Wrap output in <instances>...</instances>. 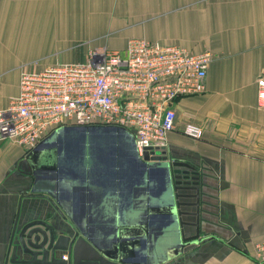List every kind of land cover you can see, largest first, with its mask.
<instances>
[{
    "label": "crops",
    "instance_id": "0c3cea01",
    "mask_svg": "<svg viewBox=\"0 0 264 264\" xmlns=\"http://www.w3.org/2000/svg\"><path fill=\"white\" fill-rule=\"evenodd\" d=\"M135 38L213 54L205 93L174 106L177 129L168 136L166 154L168 162L190 164L199 173L200 209L195 191L180 190L184 223L175 222L166 168L137 161L129 134L96 137V146L104 139L118 148L104 163L94 143L84 158L66 147L67 161L80 165L66 164L58 173L28 171L30 152L2 143L0 264H11L17 218L18 232L52 218L99 250L115 241L117 223L138 234L146 226L143 241L124 246L130 256L137 252L135 264H260L254 254L264 241V108L258 104L264 0H0V110L19 94L22 64L40 71L77 63L96 49L124 51ZM186 124L201 127L203 137L185 136ZM18 254L30 258L21 249Z\"/></svg>",
    "mask_w": 264,
    "mask_h": 264
},
{
    "label": "built area",
    "instance_id": "2783aa9c",
    "mask_svg": "<svg viewBox=\"0 0 264 264\" xmlns=\"http://www.w3.org/2000/svg\"><path fill=\"white\" fill-rule=\"evenodd\" d=\"M212 62L209 50L135 38L124 51L96 49L83 62L24 71L18 96L0 110V144L29 153L61 128L106 126L127 130L139 157L166 156L168 136L177 129L174 106L205 93ZM258 104L264 108V77L258 81ZM182 133L203 137L194 124ZM254 259L264 264V241L255 245Z\"/></svg>",
    "mask_w": 264,
    "mask_h": 264
},
{
    "label": "water",
    "instance_id": "95a60500",
    "mask_svg": "<svg viewBox=\"0 0 264 264\" xmlns=\"http://www.w3.org/2000/svg\"><path fill=\"white\" fill-rule=\"evenodd\" d=\"M104 132H117L118 134L122 132L126 135L129 134L128 136L133 141L137 161L148 166L155 164L164 165L167 171V191L172 197L171 214L179 226H182L184 223L181 220L182 212L179 210L180 206L183 205L179 198L184 197V195L178 193L180 190L195 191V197L194 195L189 197L197 199L195 206L198 210L200 209V175L196 169L187 163H170L167 161L168 158L166 156L150 157L148 152L144 154L143 158L139 157L134 137L122 128L101 126L61 128L27 155L25 159L26 168L30 172L55 171L58 173L59 167L71 163L67 161L65 156L66 147H75V151L72 150V154L75 152L74 156L77 155L76 151H80L79 153L82 155L85 148V146L82 150L80 148L82 141V145H86L87 143L91 145V143H94L93 146H96V137L102 135ZM61 137L64 141L58 143ZM81 157L84 158L85 154ZM63 159L66 163L61 165ZM181 167L187 168V170L182 172L181 169H178ZM172 174L174 179L172 178ZM56 175L58 177V174ZM177 177L178 180L174 182L173 180L177 179ZM20 210L21 206L19 205L18 217ZM150 213L148 210V214ZM59 214L64 222H69L60 210ZM195 216L199 218V213H196ZM18 222L19 218L16 220L10 243L9 254L11 257L8 262L10 261L11 264H135L132 260L138 257L137 252H135L134 256H130L128 255L129 250L124 249V246L127 245L133 248V245L136 242L143 241V237L148 236L149 232L146 226H143L145 233L138 234L137 232H133L130 227L118 225L117 223L115 241L109 244L104 250H99L82 233L79 231L74 232L75 230L69 227H62V225L54 222L52 218H49V221L36 220L29 222L19 232L17 231ZM196 226L198 227V224ZM183 233L181 230L179 235L184 240ZM15 240L18 241V244H15ZM180 244L181 249L183 243ZM20 249L30 258L20 259L18 254ZM64 253H67V259L62 257Z\"/></svg>",
    "mask_w": 264,
    "mask_h": 264
},
{
    "label": "rangeland",
    "instance_id": "374dc122",
    "mask_svg": "<svg viewBox=\"0 0 264 264\" xmlns=\"http://www.w3.org/2000/svg\"><path fill=\"white\" fill-rule=\"evenodd\" d=\"M82 61H84V59H81L80 60V62H82ZM36 64V63H35ZM32 68H34L33 67V65L32 64H22L21 65V70L19 69V71L22 73V72H24V71H27V70H29V69H32ZM62 141H64V139L61 137V138H59V142L58 143H61ZM99 141H101L102 142V145H97L96 146V149L98 150V152L100 153V156H102V159H101V161H102V163H104V162H106L107 160H106V158L107 159H109V157H115L116 156V154H117V152H118V148H117V146L115 145V149L112 147V145H111V142H114L113 140H106V141H104V139H100ZM91 142V141H90ZM82 143H83V141H82ZM82 143L80 144V148H81V150H82V148L85 146V149H84V151H83V154H85V151L86 152H88V151H90L91 150V147L89 146L90 145V143H87L86 145L84 144V145H82ZM69 148V150H71V152H73L72 150H74L75 149V147H68ZM80 151H76V153H77V157L78 158H82L81 156L83 155H81L80 153H79ZM75 153V152H74ZM74 153H73V156H74ZM109 156V157H108ZM71 163H69L70 165H72L73 167H77V166H79L80 164L77 162V161H70ZM66 162L64 161V159H63V161H61V165H63V164H65ZM62 167V166H61Z\"/></svg>",
    "mask_w": 264,
    "mask_h": 264
}]
</instances>
